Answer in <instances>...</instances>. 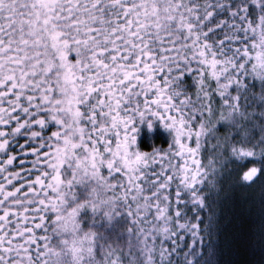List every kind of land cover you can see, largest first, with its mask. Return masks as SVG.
<instances>
[{
  "label": "snow or ice",
  "instance_id": "1",
  "mask_svg": "<svg viewBox=\"0 0 264 264\" xmlns=\"http://www.w3.org/2000/svg\"><path fill=\"white\" fill-rule=\"evenodd\" d=\"M233 172L264 186V0H0V264H216Z\"/></svg>",
  "mask_w": 264,
  "mask_h": 264
},
{
  "label": "trees",
  "instance_id": "2",
  "mask_svg": "<svg viewBox=\"0 0 264 264\" xmlns=\"http://www.w3.org/2000/svg\"><path fill=\"white\" fill-rule=\"evenodd\" d=\"M171 139V130L154 120L151 128L147 123L138 126L134 147L167 151ZM217 192L211 236L205 238L215 249L216 264H264V186H243L233 172L220 180Z\"/></svg>",
  "mask_w": 264,
  "mask_h": 264
},
{
  "label": "clouds",
  "instance_id": "3",
  "mask_svg": "<svg viewBox=\"0 0 264 264\" xmlns=\"http://www.w3.org/2000/svg\"><path fill=\"white\" fill-rule=\"evenodd\" d=\"M162 126H163V124H162ZM164 127V126H163Z\"/></svg>",
  "mask_w": 264,
  "mask_h": 264
}]
</instances>
